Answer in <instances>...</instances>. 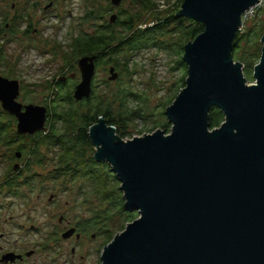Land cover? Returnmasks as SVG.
<instances>
[{"label": "water", "instance_id": "water-1", "mask_svg": "<svg viewBox=\"0 0 264 264\" xmlns=\"http://www.w3.org/2000/svg\"><path fill=\"white\" fill-rule=\"evenodd\" d=\"M259 1H184L178 16L205 31L185 47L189 75L166 112L169 134L123 140L104 118L91 128L96 160L112 166L126 208L139 213L105 247L103 264H264V37L255 84L249 85L233 56L243 15ZM96 60L84 56L78 62L76 102L92 97ZM110 74V81L118 79L115 67ZM20 88L0 77V101L17 117L18 133L47 132L48 108L28 105L23 111ZM216 107L226 118L211 129Z\"/></svg>", "mask_w": 264, "mask_h": 264}, {"label": "rangeland", "instance_id": "rangeland-1", "mask_svg": "<svg viewBox=\"0 0 264 264\" xmlns=\"http://www.w3.org/2000/svg\"><path fill=\"white\" fill-rule=\"evenodd\" d=\"M51 1H55L54 6L40 14L39 10L48 7ZM183 3L182 0H124L121 6L115 7L112 0H0V14L12 12L13 5L17 4L21 12L14 10L15 14H32L38 22L36 27L41 31L27 38H21L18 33L13 34L7 40L0 33V52H6L7 56L4 61L0 60V73L3 72L5 63L13 66L12 72L15 74L12 75L23 84L25 99L32 103L36 101V105L45 107L44 99L58 93L57 99L52 101L55 102L52 105L53 113L50 114V122L47 124V128L52 132L51 124L57 121L56 116L72 109L67 101L71 89L58 92L56 84L64 77L70 78L74 73L78 74L77 80L75 79L77 83L82 81L78 65L80 59L74 58L70 48L75 37L82 33H94L107 22L111 25V17L117 14V18H122V21L138 19V26L142 30L164 22V34L159 40L177 49L181 37L176 31V18L183 19L178 16ZM25 6L27 12H23ZM261 12L256 21L264 20V11ZM86 16L91 18L90 23L84 22ZM37 17L39 19L36 20ZM170 20H173V23L168 25ZM192 21L193 25L197 24ZM16 26L18 30L22 27L25 29L22 22ZM0 28L4 29V25H0ZM117 31L122 34L123 29L118 28ZM161 47L120 55V66L127 65L133 71L132 74L117 71L118 79L110 81L112 67L104 65L98 69L94 79L93 85L97 90L93 105L105 103V112L114 117L127 114L128 110L141 109V117L129 122L133 138L164 131V125L170 124L166 112L171 105L166 109L164 106L174 96L175 87L186 74L182 66L177 65L178 58L170 54L171 48L168 47L169 51L164 45ZM76 61L77 64L73 65ZM244 65L243 72L245 73L246 67L244 75L249 85L255 84L256 79L253 76L256 66L250 73V61ZM123 89L135 93L138 97L128 100L129 104L125 109L120 104V98L125 91ZM72 93L74 98V91ZM74 108L79 110L80 114L85 112L84 106L77 105ZM156 125L162 128L152 130ZM63 126V123H59L58 129L61 130ZM44 142H40L41 149H37L38 153L32 160L29 161L32 156L27 155V159L21 162L16 160L14 155L10 160L12 152H16L15 148L0 146V173L2 170H11L12 180L1 188L0 217L1 209L6 205L10 216L14 217L13 226L10 227L14 233L13 238H20L29 253L35 251L27 264H103L102 255L110 243L105 231L112 230L116 238L126 230L128 224L114 213V208L104 200L105 194L96 192L95 179L86 178L81 173L73 174L68 170L66 164L60 160V144ZM97 151L98 147L93 144V147L87 150V155L95 156ZM3 153L10 154L2 156ZM18 162L23 163L26 168L24 173H18L14 169ZM110 170L113 172L111 165ZM113 174L117 177L114 172ZM5 179L0 178V183ZM121 186L122 183L120 189ZM122 195L125 198L123 191ZM102 217L104 232H101L102 224L93 227L94 222H101ZM73 228L81 234L80 238L78 239L75 233L71 238L64 239L63 234Z\"/></svg>", "mask_w": 264, "mask_h": 264}, {"label": "trees", "instance_id": "trees-1", "mask_svg": "<svg viewBox=\"0 0 264 264\" xmlns=\"http://www.w3.org/2000/svg\"><path fill=\"white\" fill-rule=\"evenodd\" d=\"M185 0H182V2ZM264 11V8L258 11L256 16L247 23L244 31H239L233 45V56L236 62H241L243 67L244 63L250 61L251 68L249 67V72L251 73L254 69V66H257L262 57V39L264 37V20H258L259 15ZM176 27L177 34H180L181 43L177 49H173L166 45V43L161 42L159 39L164 34V22L154 27L146 28L142 30L139 28L138 19L122 21L123 19L117 18L116 23L104 25L94 33H82L79 36L75 37L71 41L70 48L71 52L75 59H81L84 56H97V71L100 67L108 65L110 67H115L116 71H120L122 74L130 73L133 71L129 69L127 65L120 66L118 57L120 55L128 54L130 52H137L149 48H157L164 45V47L169 50L171 48L170 54L175 55L177 60V65L182 66V69L186 71L185 76L182 78L179 85L175 87L174 96L169 99L164 108L172 105L177 98V95L186 87V81L188 78V65L182 59L183 54H185V45L190 42H193L200 34L205 31V26L197 23L193 25L192 20L186 18L179 19ZM85 23H90L91 18L86 16L84 18ZM251 22V23H250ZM173 20H170L168 25H171ZM190 23V25H188ZM92 24V23H91ZM251 24V26H250ZM189 26L188 28H186ZM195 26V27H193ZM5 28V27H4ZM123 29L122 34L118 32L117 29ZM169 47V49H168ZM162 48V47H161ZM170 51V50H169ZM78 61H76L77 64ZM259 62V63H258ZM258 63V64H257ZM72 69V65H70ZM245 67V73H246ZM76 71V70H75ZM244 73V74H245ZM77 74V73H76ZM78 75V74H77ZM77 80V77H76ZM70 80L66 87L62 88V85L58 84L57 91L70 90V97L67 98L69 105L72 106V109L62 115H58L57 121L55 120L51 125H53L52 132L51 129H48L47 133H40L36 136H20L13 130L3 128L0 131V146L15 148L16 151H20L25 155H31L29 161L33 159V156L37 155L38 150L41 149L40 142L44 144L49 141L52 142V145L60 144L62 147V153L60 155V160L66 164L68 170L72 171L73 174H83L86 178L95 179L96 192L100 195L105 194V201L114 208V213L118 214L123 221H126L127 224L134 222L139 218V213L136 211H129L126 208V201L122 195L120 189V181L113 172L110 170V165L103 162H98L95 156H88L87 150L93 147L92 139L90 137V128L96 125L100 118H104L108 125L116 128L117 136L121 139H131L133 138V132L129 127V122L139 119L141 117V109L128 110L127 114H121L119 117H114L105 110L107 106L105 103L93 105V100L95 97L96 87L93 86V94L89 100L76 103L73 98L72 91L77 81ZM120 98L121 107L124 109L127 108L131 98L138 99L132 92L127 91L126 89ZM47 98L46 103L51 106L48 108V121L50 122L49 116L53 113L52 103L54 99H57L58 93ZM70 99V100H69ZM81 105L85 107V112L80 114L79 110H76L74 106ZM74 111V112H73ZM105 112V114H104ZM51 114V115H50ZM225 113L218 107L214 108L210 114V124L211 129L220 128L225 122ZM63 123L64 126L61 130L58 129V124ZM1 125V123H0ZM4 126V125H1ZM52 127V126H51ZM162 128L160 125H156L152 130H157ZM166 131L167 134L170 133L172 125L166 123L162 128ZM47 137H44V136ZM51 135V136H49ZM44 140V141H43ZM16 158V155L13 154ZM115 215V214H114ZM104 218H101V222H94V226L101 225V232H104ZM106 223V222H105ZM81 230V228H80ZM86 231V229H83ZM105 234L107 235V240L112 242L115 238L112 230H106Z\"/></svg>", "mask_w": 264, "mask_h": 264}, {"label": "flooded vegetation", "instance_id": "flooded-vegetation-1", "mask_svg": "<svg viewBox=\"0 0 264 264\" xmlns=\"http://www.w3.org/2000/svg\"><path fill=\"white\" fill-rule=\"evenodd\" d=\"M54 2L55 1H51L50 5L44 9L39 10L40 14L44 13L45 10H48L50 8H52L54 6ZM29 4V1L27 3V5ZM35 4V3H34ZM26 5V6H27ZM30 5H32V2L30 3ZM23 8V12H27V8ZM19 6L17 4L13 5V11H9V12H3L0 14V25H4V29L0 28V33L3 34V38L7 40V38H11L13 36V34H19V36L21 38H27L30 37L32 34L34 33H40V29H38V27H36V24H38V22L35 21L34 16L30 13H17L15 14L14 10L17 12H21L19 11ZM39 19V17L36 18V20ZM45 19V18H43ZM22 22L23 26L25 27V29L22 27L20 30L17 29L16 24L18 25V23ZM24 29V30H23ZM5 59H7L6 56V52H0V60L4 61ZM76 62L73 63V65H75ZM10 67V68H9ZM3 72L0 73V77H3L4 79H8L10 81H18L20 82L21 88H20V95L17 99V101L22 104L24 106L23 111H25L26 106L28 105H36L35 103H37L36 101H34L35 103L30 102L29 100L25 99V91H24V87L23 84L21 83V81L19 80H15L14 79V72H12L13 70V66H11L10 64H6L3 68ZM77 77V74H72L70 76V78L68 77H64L62 78L56 85L60 84L63 87H66L69 83L70 80H75ZM79 84V83H77ZM77 84H75V88H74V92L76 90ZM94 86V85H93ZM75 99V98H74ZM44 101H47V98L44 99ZM86 101V100H83ZM40 103V102H38ZM45 107L46 105L49 107L51 105H49L48 103L45 102ZM40 106V105H37ZM48 117V115H47ZM12 120V121H11ZM48 120V118H47ZM11 121V122H9ZM9 122V123H8ZM0 131L3 128H6L7 130H13V127H15V130H17V134L20 136H24L18 133V119L17 117L11 115L9 112H7L4 108H3V104L0 101ZM47 126V124H46ZM42 132H39L37 134H40ZM37 134L33 135L36 136ZM29 136V135H28ZM32 137V136H31ZM8 150V149H7ZM10 153H3L1 154L2 156L5 155H9ZM16 155V160H18L19 162L24 161L25 159H27V155H25L24 153L20 152V151H16L15 152ZM13 159V152L11 154L10 160ZM16 163L14 165V169L18 172H25L26 168L24 167L23 163ZM0 172H1V166H0ZM10 171L6 170L3 171L2 173H0V178H6L2 183H0V189L4 186H6L9 182H11V176H10ZM0 192H2V189L0 190ZM53 200V199H52ZM1 213L2 216L0 217V264H27L29 258L31 257L29 254V251L26 250L25 246H24V242L18 238V239H14V233L11 230V226H13V222H14V217L10 216V211L9 208L4 205L1 209ZM64 218L61 219V222L63 223ZM60 222V223H61ZM75 229V228H73ZM77 230V229H76ZM65 234V233H64ZM63 234V235H64ZM76 236L79 239L81 234H78V232L76 231ZM35 253V251L33 252Z\"/></svg>", "mask_w": 264, "mask_h": 264}, {"label": "built area", "instance_id": "built-area-1", "mask_svg": "<svg viewBox=\"0 0 264 264\" xmlns=\"http://www.w3.org/2000/svg\"><path fill=\"white\" fill-rule=\"evenodd\" d=\"M263 8H264V0H260L259 3L253 9H251L246 15L243 16V24L241 26L240 31H244L245 27L247 26V23L251 21L256 16L258 11H260Z\"/></svg>", "mask_w": 264, "mask_h": 264}, {"label": "bare ground", "instance_id": "bare-ground-1", "mask_svg": "<svg viewBox=\"0 0 264 264\" xmlns=\"http://www.w3.org/2000/svg\"><path fill=\"white\" fill-rule=\"evenodd\" d=\"M253 8H254V7H253ZM253 8H251V9H253ZM251 9H249L248 11H246L244 15H246ZM244 15H243V16H244ZM105 163H106V162H105Z\"/></svg>", "mask_w": 264, "mask_h": 264}]
</instances>
